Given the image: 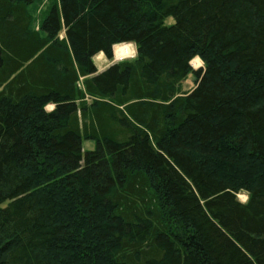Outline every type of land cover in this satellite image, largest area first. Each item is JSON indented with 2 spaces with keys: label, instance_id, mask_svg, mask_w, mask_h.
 I'll list each match as a JSON object with an SVG mask.
<instances>
[{
  "label": "trees",
  "instance_id": "obj_1",
  "mask_svg": "<svg viewBox=\"0 0 264 264\" xmlns=\"http://www.w3.org/2000/svg\"><path fill=\"white\" fill-rule=\"evenodd\" d=\"M34 1L0 0V264H264V0Z\"/></svg>",
  "mask_w": 264,
  "mask_h": 264
},
{
  "label": "rangeland",
  "instance_id": "obj_2",
  "mask_svg": "<svg viewBox=\"0 0 264 264\" xmlns=\"http://www.w3.org/2000/svg\"><path fill=\"white\" fill-rule=\"evenodd\" d=\"M54 0H35L34 3L30 6L31 11L33 12L35 16V24L36 27H38L39 23L41 22L42 18L44 17L48 7L52 4ZM168 22L172 21V18H169L167 20ZM130 48L132 52L128 56H124L122 58H119L117 54L115 53L116 48H114V57L112 59L107 58L104 53H99L94 57V61L97 64L99 70H103L106 67H109L114 62H117L121 59L128 58V59H133L137 55V50L135 45H130ZM194 64H192L193 68H199L203 66V62L201 59H195ZM194 85V79L193 76L190 74L183 82H182V90H190ZM84 150L92 149L95 147L94 142L91 141H84ZM247 192L241 191L238 194V198L245 202L247 200Z\"/></svg>",
  "mask_w": 264,
  "mask_h": 264
},
{
  "label": "bare ground",
  "instance_id": "obj_3",
  "mask_svg": "<svg viewBox=\"0 0 264 264\" xmlns=\"http://www.w3.org/2000/svg\"><path fill=\"white\" fill-rule=\"evenodd\" d=\"M134 45L133 43H121V44H116L114 46V48H116L115 53L117 54V56L119 58H122L124 56H128L130 55V53L132 52L130 45ZM198 57H195L192 61H191V65L194 64V60L197 59ZM200 59V58H198Z\"/></svg>",
  "mask_w": 264,
  "mask_h": 264
},
{
  "label": "crops",
  "instance_id": "obj_4",
  "mask_svg": "<svg viewBox=\"0 0 264 264\" xmlns=\"http://www.w3.org/2000/svg\"><path fill=\"white\" fill-rule=\"evenodd\" d=\"M96 65H97V64H96ZM97 67H98V66H97ZM98 69H99V68H98ZM104 69H105V68H104ZM104 69H103V70H104ZM99 71H102V70H99ZM53 107H54L53 105H49V106H48V109L51 110Z\"/></svg>",
  "mask_w": 264,
  "mask_h": 264
}]
</instances>
